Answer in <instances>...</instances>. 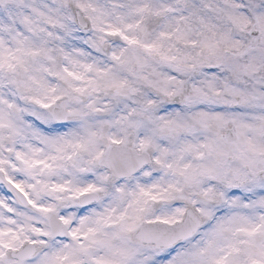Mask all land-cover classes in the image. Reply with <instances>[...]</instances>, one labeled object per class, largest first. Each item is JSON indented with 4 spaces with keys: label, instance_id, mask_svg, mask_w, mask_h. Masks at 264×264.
<instances>
[{
    "label": "snow or ice",
    "instance_id": "6c2138e0",
    "mask_svg": "<svg viewBox=\"0 0 264 264\" xmlns=\"http://www.w3.org/2000/svg\"><path fill=\"white\" fill-rule=\"evenodd\" d=\"M0 264H264V0H0Z\"/></svg>",
    "mask_w": 264,
    "mask_h": 264
},
{
    "label": "clouds",
    "instance_id": "9594fccd",
    "mask_svg": "<svg viewBox=\"0 0 264 264\" xmlns=\"http://www.w3.org/2000/svg\"><path fill=\"white\" fill-rule=\"evenodd\" d=\"M100 3H108L109 0H99ZM75 11V9H73ZM75 28L77 31L74 33V38H71L69 43L67 44V47H81L84 48L86 51L91 53V56L89 59L97 58L101 62H107V57H105L102 53H96L89 45H86L84 43V40L88 38L90 35V25H87L86 27H82L79 22L75 25Z\"/></svg>",
    "mask_w": 264,
    "mask_h": 264
}]
</instances>
